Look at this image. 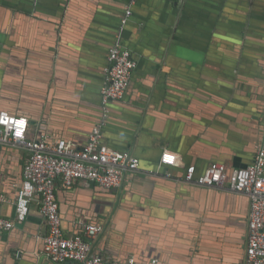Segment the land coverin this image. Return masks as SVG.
<instances>
[{"label": "crops", "instance_id": "obj_1", "mask_svg": "<svg viewBox=\"0 0 264 264\" xmlns=\"http://www.w3.org/2000/svg\"><path fill=\"white\" fill-rule=\"evenodd\" d=\"M125 4L0 0V111L27 116L29 139L46 132L87 143ZM123 38L137 66L125 98L112 102L104 141L140 167L114 193L58 178L65 235L102 225L87 239L111 261L245 264L249 197L185 175L191 165L196 176L212 162L249 165L264 138V0H137ZM164 151L178 163L154 171ZM28 157L22 144L0 146L4 217L14 219ZM39 202L35 196L27 219L0 233V264H55L45 258Z\"/></svg>", "mask_w": 264, "mask_h": 264}, {"label": "built area", "instance_id": "obj_2", "mask_svg": "<svg viewBox=\"0 0 264 264\" xmlns=\"http://www.w3.org/2000/svg\"><path fill=\"white\" fill-rule=\"evenodd\" d=\"M130 11H127V15ZM125 22V19L123 20ZM106 82L102 88V101L120 100L125 97L137 61L128 49L117 42L108 57ZM104 121L95 125L86 144L78 146L67 139L52 141L48 133L36 139L28 138L30 119L27 116L0 112V146L22 144L29 151L24 168V179L16 198L15 220H25L35 196L40 198V211L46 219L48 231L44 236V252L54 262L73 261L77 264H137L134 257L127 261H111L101 254H94L88 237H96L102 229L98 224H85L84 234L66 236L57 198V179L67 186L78 180H92L105 188H119L125 175L139 169V159L128 151H120L104 141ZM177 155L164 151L161 164L176 165ZM227 165L212 162L206 171L195 176L191 165L185 179L206 187H222L249 197L248 241L245 264H264V139L256 146L254 162L236 168L227 176ZM5 200L0 194V205ZM14 220L0 215V232L14 227ZM155 262V261H154Z\"/></svg>", "mask_w": 264, "mask_h": 264}, {"label": "water", "instance_id": "obj_3", "mask_svg": "<svg viewBox=\"0 0 264 264\" xmlns=\"http://www.w3.org/2000/svg\"><path fill=\"white\" fill-rule=\"evenodd\" d=\"M136 1L137 0H126V4H125V8H124V11H123V15H122V17H121V19H120V23H119V26H118V29H117V31H116V33H115V35H114V40H113V42H112V44H111V46H110V49L117 43V42H119L120 43V45L122 46V48H124V49H128V50H130L131 51V53H132V55H133V57L136 59V57H135V55H134V53H133V49L129 46V45H127V44H125L124 43V30H125V28H126V26L128 25V23H129V21H130V19H131V17H132V15H133V13H134V6H135V3H136ZM172 1H175L176 3H182V2H184V1H186V0H172ZM127 11H130V14L129 15H127ZM125 19V22H123V20ZM110 49H109V53H108V57H109V54H110ZM136 61H137V59H136ZM107 64L109 65V60H108V62H107ZM108 65L106 66V68H105V71H107V67H108ZM135 69H136V67H135ZM134 69V70H135ZM134 72V71H133ZM106 75H107V73H105V77H104V81H103V85H102V87H101V90H100V98H101V116H100V119L96 122V124L95 125H97V124H99V123H101L102 121H104L105 122V124L103 125V127H102V133H103V135H104V138H105V132H104V128L106 127V125L108 124V122H109V118H110V116H111V107H112V102L113 101H120V100H123V99H120V100H110V101H108V102H106V103H103V101H102V94H101V91H102V88H103V86L105 85V82H106ZM133 75V74H132ZM130 82H131V80H130ZM129 85H130V83H129ZM129 87V86H128ZM125 96H126V94H125ZM1 112V111H0ZM94 125V126H95ZM93 126V127H94ZM93 127H92V129H93ZM92 129H91V131H92ZM43 133H46V132H42V133H40V135L41 134H43ZM39 135V136H40ZM264 138L262 137L261 139H258L256 142H255V150H254V155H253V160H252V162L251 163H253L254 162V159H255V153H256V146H257V144L261 141V140H263ZM162 154L163 153H161V155H160V160H161V156H162ZM160 160H159V162H160ZM158 162V167H157V169H154V171L156 170L157 172L159 171V169H160V171H161V169H162V167H165V166H168V167H170V166H174V165H168V164H161L160 165V163ZM250 163V164H251ZM247 166V165H246ZM246 166H242V167H246ZM139 167H140V161H139ZM190 166H188L187 168H186V172H187V169L189 168ZM236 168H227V176L228 177H230L231 176V174H232V172L235 170ZM156 172V173H157ZM202 175V174H201ZM196 176V175H195ZM200 176V175H199ZM198 177V176H197ZM84 181H87V182H90L91 183V185H95V181H92V180H84ZM100 186V185H99ZM102 189H105V190H111V191H113V193L114 192H116L118 189H120V188H105V187H103V186H100ZM30 213V212H29ZM29 215V214H28ZM28 215H27V217H28ZM15 216H16V203H15V206H14V213H13V217H14V219H12V220H14V222H16L15 221ZM27 217L25 218V220L27 219ZM63 219V218H62ZM25 220H22V221H20L21 223L23 222V221H25ZM18 224H20L19 222H17V223H15L14 224V227L13 228H15V225H18ZM100 226H102V225H100ZM12 228V229H13ZM11 229V230H12ZM10 231V230H9ZM4 232H8V231H2V232H0V233H4ZM43 243H44V239H43ZM45 258L47 259V261H49L50 263L52 262V263H55V264H61V263H57V262H54L50 257H48L47 255H45ZM128 259H126V260H124V261H127ZM120 261V260H119Z\"/></svg>", "mask_w": 264, "mask_h": 264}]
</instances>
